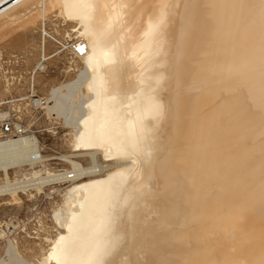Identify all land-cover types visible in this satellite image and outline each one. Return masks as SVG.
<instances>
[{
  "label": "bare ground",
  "instance_id": "bare-ground-1",
  "mask_svg": "<svg viewBox=\"0 0 264 264\" xmlns=\"http://www.w3.org/2000/svg\"><path fill=\"white\" fill-rule=\"evenodd\" d=\"M53 1L83 45L73 153L26 167L38 137L0 143L12 203L70 174L38 264H264V0H0V20Z\"/></svg>",
  "mask_w": 264,
  "mask_h": 264
},
{
  "label": "rangeland",
  "instance_id": "rangeland-1",
  "mask_svg": "<svg viewBox=\"0 0 264 264\" xmlns=\"http://www.w3.org/2000/svg\"><path fill=\"white\" fill-rule=\"evenodd\" d=\"M28 10L32 12L26 13ZM15 12L20 13L17 16ZM14 15V20H0V101L24 96L32 89L31 84L33 92L42 97H48L50 90L60 91L62 98L53 109L60 112L65 126L55 115L47 118L44 111L34 116L29 110L20 109L13 114L28 121L34 129L40 128L38 136L43 154H71L68 142L71 126L81 115L80 93L85 76L81 58L76 48L72 49L73 44L81 40L74 31L77 26L59 15L54 1L45 2L41 8L33 2L26 9H16ZM73 160L83 166L89 164L87 156H77ZM97 160L113 165L100 155ZM48 168L69 170L70 165L52 160ZM68 185H53L52 189L46 186L53 190L49 195L46 190L44 194L31 189L17 192V203H12L8 195L0 196V264H38L48 248L47 239L56 232L52 209L60 203L61 194ZM28 192L34 197H28Z\"/></svg>",
  "mask_w": 264,
  "mask_h": 264
},
{
  "label": "built area",
  "instance_id": "built-area-1",
  "mask_svg": "<svg viewBox=\"0 0 264 264\" xmlns=\"http://www.w3.org/2000/svg\"><path fill=\"white\" fill-rule=\"evenodd\" d=\"M75 51L78 55H80L81 52H83V45L78 46ZM48 104H50V101L47 98L38 96L31 90L24 96L0 101V143L9 139H16L20 137H29L33 139L38 137L39 139L38 132L40 128L34 129V127L28 121L14 115L13 113L14 110L18 111L20 109H27L35 116L44 111V108ZM43 130L46 132L48 131L46 128ZM41 146L43 147V145ZM40 153H43L42 148H40L39 152L35 154L34 157H32L31 161L28 162L26 167L36 165L39 162ZM69 178V173L62 174V177L59 178V182L55 184H68Z\"/></svg>",
  "mask_w": 264,
  "mask_h": 264
}]
</instances>
